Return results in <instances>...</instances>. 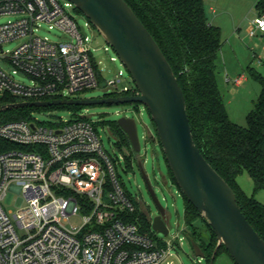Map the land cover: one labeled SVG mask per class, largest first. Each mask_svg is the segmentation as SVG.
<instances>
[{
    "label": "built area",
    "instance_id": "2783aa9c",
    "mask_svg": "<svg viewBox=\"0 0 264 264\" xmlns=\"http://www.w3.org/2000/svg\"><path fill=\"white\" fill-rule=\"evenodd\" d=\"M72 8L68 0H0V17L17 16L0 25V98L78 99L100 86L90 54L97 37L87 32L89 23L77 24ZM43 25L59 31L61 40L39 36ZM257 32L264 33V16L253 21L250 33ZM16 40L22 43L6 51ZM122 77L118 72L104 89L111 88L112 97L139 96L136 87H121ZM9 192L23 200L15 210L4 206ZM137 212L87 116L0 122V264H162L174 247L148 233Z\"/></svg>",
    "mask_w": 264,
    "mask_h": 264
},
{
    "label": "water",
    "instance_id": "95a60500",
    "mask_svg": "<svg viewBox=\"0 0 264 264\" xmlns=\"http://www.w3.org/2000/svg\"><path fill=\"white\" fill-rule=\"evenodd\" d=\"M68 1L98 31L93 47L107 44L113 48L140 95L18 102L0 107V112L52 106L144 105L157 132V136L152 135L151 138L159 142L178 188L217 238L210 264H215L222 247L234 264H264V239L244 215L234 190L198 148L183 89L154 37L125 0ZM110 91L111 88L103 89L104 95ZM117 123L127 134L134 153H140L136 120L123 117ZM139 168L158 210V215L152 218V229L157 234L167 236L170 222L168 212L160 203L142 162H139ZM192 247L196 257L205 258L197 243L193 242Z\"/></svg>",
    "mask_w": 264,
    "mask_h": 264
},
{
    "label": "rangeland",
    "instance_id": "374dc122",
    "mask_svg": "<svg viewBox=\"0 0 264 264\" xmlns=\"http://www.w3.org/2000/svg\"><path fill=\"white\" fill-rule=\"evenodd\" d=\"M59 1L63 2L64 0ZM258 1L204 0L205 10L209 19L211 21L215 19L222 32L223 47L218 59L220 90L230 119L242 127H246L247 116L254 110L261 92L260 84L250 77L249 69L252 68L264 75V33L257 32L251 35L248 30L252 21L258 17V12L255 8ZM213 9L217 13H214ZM70 15L79 26H85L86 23H89V26H87L89 35L93 38L98 36L96 28L90 24L91 22L85 15L78 12V9L72 8ZM16 18V15L2 16L0 17V25ZM38 35L53 41H59L62 37L59 31L50 30L48 25H43ZM21 43V40H16L5 44L4 48L6 51H13ZM106 47L109 48L108 51L105 50ZM90 54L101 77L100 86L87 90L75 96L76 98L101 99L105 97L103 93L104 84L120 71L123 72L121 87H135L132 77L111 46L105 45L94 48L90 45ZM112 57L117 60L111 62ZM240 75H245L246 78L240 85H237L236 80ZM17 80L25 83L30 82L28 78L20 76H17ZM77 115L87 116L91 122L95 123L101 136L104 150L115 164L121 183L138 206L139 211L147 215L149 213L154 218L158 215V210L139 168V162L143 163V168L150 178L155 193L170 217L169 235L165 236L151 232L153 237L157 236L164 242H171L174 247L173 256L162 264H207L205 258L195 257L192 241L193 237L209 241L211 240V232L199 220L194 223L195 227L198 228L195 231L196 234H193L188 228L185 220V198L169 175V169L159 142H154L151 138L152 135L157 136V132L147 108L138 103L93 105L81 109L77 112ZM73 116L74 114L70 110L35 111L32 112L30 119H37L40 122L49 124L60 119L68 121ZM124 116L136 120L141 144L140 153L134 154L131 159L127 157L129 152L125 148L120 147L119 138L109 128L110 123L116 122ZM3 117L0 116V122H4ZM238 183L248 196H254L257 201L264 204V191L255 193L253 179L247 173L238 178ZM137 198L140 199L141 203L137 201ZM22 204V198L13 192H9L4 201L6 209L15 210ZM71 223L75 226H80L81 219L72 217ZM215 264H234V262L227 254L221 253Z\"/></svg>",
    "mask_w": 264,
    "mask_h": 264
},
{
    "label": "trees",
    "instance_id": "16d2710c",
    "mask_svg": "<svg viewBox=\"0 0 264 264\" xmlns=\"http://www.w3.org/2000/svg\"><path fill=\"white\" fill-rule=\"evenodd\" d=\"M125 1L154 37L174 70L186 97L187 112L198 148L234 190L244 215L264 239V204L254 196H248L238 183V178L247 173L253 179L255 191H264V75L249 69L250 77L260 84L261 92L254 110L247 116L246 127L235 124L229 117L218 83L222 32L209 22L204 0ZM255 8L258 16H264V0H259ZM78 12L81 13L79 10ZM18 102V99L6 95L0 98V107ZM83 108L85 107L24 108L3 111L0 116H4V122L19 121L29 120L35 111L70 110L77 115ZM109 126L119 138L120 147L129 152L128 158L131 159L135 153L127 134L117 121ZM168 169L177 186L169 166ZM184 198L188 228L196 234L198 228L194 223L199 220L211 232L209 241L198 237H193L192 241L200 246L207 264H210L217 238L195 207L185 196ZM135 217L148 233L153 232L149 213L137 212ZM221 253L228 255L224 247L219 250L217 258Z\"/></svg>",
    "mask_w": 264,
    "mask_h": 264
},
{
    "label": "crops",
    "instance_id": "0c3cea01",
    "mask_svg": "<svg viewBox=\"0 0 264 264\" xmlns=\"http://www.w3.org/2000/svg\"><path fill=\"white\" fill-rule=\"evenodd\" d=\"M213 12H214V13H217L215 9H213ZM207 16H208V15H207ZM208 20H209V22H210L212 25H214V26H216V27H219V24L216 23V20H215V19H212V21H211V19H209V17H208ZM252 27H253V21H252V23L250 24L248 30L251 31ZM219 28H220V27H219ZM258 33H260V32H258ZM238 78H243V80H244V78H246V77H245V75H240ZM238 78H237V79H238ZM243 80H242V81H243ZM218 83H219V81H218ZM241 83H242V82H241ZM241 83H240V84H241ZM240 84H239V85H240ZM219 87H220V85H219ZM226 108H227V106H226ZM240 187H241V186H240ZM241 188H242V187H241ZM242 189H243V188H242ZM243 190H244V189H243ZM254 191H255V190H254ZM244 192H245V191H244ZM256 192H258V191H255V193H256Z\"/></svg>",
    "mask_w": 264,
    "mask_h": 264
},
{
    "label": "flooded vegetation",
    "instance_id": "af4514ba",
    "mask_svg": "<svg viewBox=\"0 0 264 264\" xmlns=\"http://www.w3.org/2000/svg\"><path fill=\"white\" fill-rule=\"evenodd\" d=\"M110 96V94H108V95H105V97H109ZM150 179V178H149ZM150 218H151V220H152V216L150 215ZM152 222V221H151Z\"/></svg>",
    "mask_w": 264,
    "mask_h": 264
}]
</instances>
